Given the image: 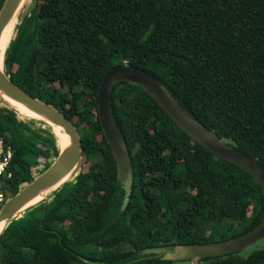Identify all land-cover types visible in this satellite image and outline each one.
I'll return each mask as SVG.
<instances>
[{
  "label": "trees",
  "instance_id": "obj_1",
  "mask_svg": "<svg viewBox=\"0 0 264 264\" xmlns=\"http://www.w3.org/2000/svg\"><path fill=\"white\" fill-rule=\"evenodd\" d=\"M30 6L5 50L4 70L74 122L88 165L6 224L0 264H190L142 251L220 241L261 222L258 180L193 141L125 80L110 98L133 167L123 206L96 96L111 66L142 68L182 110L264 166V0H32ZM0 134L12 150L2 179L10 197L40 164L39 173L53 162L59 145L48 128L2 106ZM240 251L197 264H264V247Z\"/></svg>",
  "mask_w": 264,
  "mask_h": 264
},
{
  "label": "water",
  "instance_id": "obj_2",
  "mask_svg": "<svg viewBox=\"0 0 264 264\" xmlns=\"http://www.w3.org/2000/svg\"><path fill=\"white\" fill-rule=\"evenodd\" d=\"M23 0H4L0 9V36L12 17L17 12ZM128 81L142 88L150 95L169 117L188 134L191 139L216 156L227 160L250 172L260 183L264 192V166L257 159L221 139L211 129L182 110L171 95L164 89L160 81L142 68L133 65L120 64L111 66L104 73L96 96L97 114L101 123L103 135L111 148L116 164V176L124 189L123 206L127 204L133 181V167L130 152L114 124L110 111V98L113 87L118 81ZM0 93L20 102L28 109L60 126L68 136L70 144L59 148V153L53 162L41 173L22 187L15 195L10 196L0 207V234L6 224L21 216L27 204L40 193L59 186L78 172L82 160V145L80 134L74 122L61 110L38 97L31 95L18 87L4 71H0ZM2 100V99H1ZM57 188V187H56ZM264 237V217L250 231L220 241L204 243L180 244L173 249L164 246L146 248L143 254L161 255L162 259L174 261H192L204 257L220 256L230 252L240 251Z\"/></svg>",
  "mask_w": 264,
  "mask_h": 264
},
{
  "label": "bare ground",
  "instance_id": "obj_3",
  "mask_svg": "<svg viewBox=\"0 0 264 264\" xmlns=\"http://www.w3.org/2000/svg\"><path fill=\"white\" fill-rule=\"evenodd\" d=\"M19 23H20V21H19ZM16 24H17V19L15 18V15H14L12 17V19L4 27V29L1 33V36H0V71H4V68H5L4 67V53H5L7 46L9 45V42L12 40V37L14 36L15 28L17 27ZM0 99L4 100L7 104H9V107L13 108L16 111V113L19 115V117H21L23 119L34 120L39 125H43L44 127L48 128L57 138L58 145H59L60 149L66 147L70 144L68 136L64 133L63 129L60 126L53 124L52 122H50L45 117H43L39 114H36L35 112L28 109L25 105L9 98L8 96H6L2 93H0ZM67 178L68 177H66L65 179L67 180ZM56 187H58V186H55L51 189H55ZM43 193L42 194L40 193L38 196H36L25 207L27 208L33 204H36L40 200H42L43 199ZM4 225H5V223L2 222L0 224V229H2L4 227Z\"/></svg>",
  "mask_w": 264,
  "mask_h": 264
},
{
  "label": "rangeland",
  "instance_id": "obj_4",
  "mask_svg": "<svg viewBox=\"0 0 264 264\" xmlns=\"http://www.w3.org/2000/svg\"><path fill=\"white\" fill-rule=\"evenodd\" d=\"M31 4H32V0H23L21 2L20 6H19V8H18V10H17V12L15 14V18L17 19L16 26L18 25V23H19L20 19L23 17V15L26 14L29 11V9L31 7L30 6ZM15 31H16V28H15ZM14 35H15V32H14ZM0 106H2V107H8V108L11 109V107H9V104H7L4 100H1V99H0ZM17 118L24 120L23 118L19 117L18 114H17ZM42 127H44V126L42 125ZM44 128H46V127H44ZM87 165H88L87 163H84L83 162V158H82L81 163H80L79 168H78V171L81 170V169H84L85 166H87ZM42 167H43V164H40L38 166V168H37L38 170H37V172L35 173L34 176H37L39 174V171L42 169ZM50 193H51V190H48V191L44 192L43 193V199L42 200H46L47 198H49L50 197ZM249 210H250V208H249ZM23 211L21 212V215L23 214ZM262 247H264V237L261 238V239H259L258 241H256L252 245H250V246L242 249L240 252L243 255H247L251 251L256 250V249H260ZM189 262H190V264H197V260H192V261H189Z\"/></svg>",
  "mask_w": 264,
  "mask_h": 264
},
{
  "label": "built area",
  "instance_id": "obj_5",
  "mask_svg": "<svg viewBox=\"0 0 264 264\" xmlns=\"http://www.w3.org/2000/svg\"><path fill=\"white\" fill-rule=\"evenodd\" d=\"M12 157V150L6 145L3 136L0 134V207L8 198L3 189V177L6 175V169ZM9 176V175H8Z\"/></svg>",
  "mask_w": 264,
  "mask_h": 264
}]
</instances>
